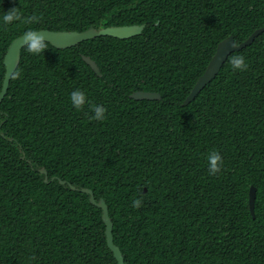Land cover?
Returning a JSON list of instances; mask_svg holds the SVG:
<instances>
[{"label":"trees","instance_id":"obj_1","mask_svg":"<svg viewBox=\"0 0 264 264\" xmlns=\"http://www.w3.org/2000/svg\"><path fill=\"white\" fill-rule=\"evenodd\" d=\"M12 9L22 20L5 24ZM125 25L145 29L23 48L0 105V264H118L102 209L70 185L106 202L125 264H264V32L183 105L220 42L264 27V0H0V92L6 52L29 29ZM235 55L246 71L232 68ZM91 105L106 118L92 119ZM213 150L223 159L214 176Z\"/></svg>","mask_w":264,"mask_h":264},{"label":"water","instance_id":"obj_2","mask_svg":"<svg viewBox=\"0 0 264 264\" xmlns=\"http://www.w3.org/2000/svg\"><path fill=\"white\" fill-rule=\"evenodd\" d=\"M145 29V25H125V26H113V27H91L88 30L78 32V31H51L47 29L39 30L40 34L44 36L45 42L50 43L52 46L58 49H67L79 45L82 42L95 39L101 36H110L118 39H129L134 36L140 35ZM264 32V27L257 29L246 41L241 44H236L233 36H230L220 42L217 50L207 66L205 73L199 78L191 93L188 95L183 105H189L197 95L219 74L224 63L228 57L236 52L240 51L247 46L251 45L254 40ZM23 35L16 38L9 46L5 58L4 65L6 67V73L2 85V90L0 92V105L7 95L12 76L20 65L21 53L24 46ZM83 59L92 67L95 73L101 76V71L95 61L90 57L84 56ZM135 100H160L161 95L158 92H148V91H137L131 95ZM45 174V181H48V173L45 169L41 170ZM61 184H65V181L60 180ZM72 190H80L86 194L90 195V202L102 209L103 220L106 225V238L107 245L113 252L115 259L118 264H125L124 256L120 248L114 243L113 236V222L109 215V208L104 200L97 202L94 193L91 189L82 188L78 189L70 185ZM256 193L255 187L250 189V199L249 205L252 215H255V204H256Z\"/></svg>","mask_w":264,"mask_h":264},{"label":"clouds","instance_id":"obj_3","mask_svg":"<svg viewBox=\"0 0 264 264\" xmlns=\"http://www.w3.org/2000/svg\"><path fill=\"white\" fill-rule=\"evenodd\" d=\"M21 20H22V15L18 12L17 9H12L3 15V21L5 24H11L14 21H21ZM38 21H39L38 17L31 16L28 17L25 22L33 23ZM22 38L24 41V46L26 47L27 51L30 54L39 55L41 53H44L48 47V43L45 42L44 36L41 35L40 32L37 30L29 29L23 34ZM229 62L232 68L235 70H239V71L247 70L248 65L245 62V58L241 55L232 56ZM19 76L20 73L15 72L12 78L18 79ZM71 101L73 103V106L77 110H81L84 107V105L88 102L86 95L84 94V92L80 90H76L71 93ZM91 111L95 113V115L92 117V119L94 120L102 121L106 118L105 113L107 110L103 106L91 105ZM207 160H208L209 175L214 176L221 171V167L223 165V159L218 151L213 150L212 152H210L207 157ZM141 206H142V201L140 199H135L133 201L134 208L138 209Z\"/></svg>","mask_w":264,"mask_h":264}]
</instances>
